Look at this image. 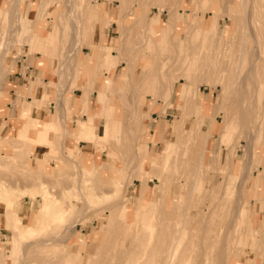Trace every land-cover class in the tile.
<instances>
[{"label": "rangeland", "instance_id": "rangeland-1", "mask_svg": "<svg viewBox=\"0 0 264 264\" xmlns=\"http://www.w3.org/2000/svg\"><path fill=\"white\" fill-rule=\"evenodd\" d=\"M186 1L0 0V74L17 61L50 66L52 95L45 98L47 80L36 78L43 90L32 102L54 104L62 114L55 132L80 120L87 134L77 139L99 151L89 158L77 146L73 158L66 156L69 148L61 156L62 131L39 158V144L46 142L25 133L29 121L8 139L0 132V264H128L129 257L134 264H264V0ZM85 5L92 34L83 27ZM148 79L153 88L144 92ZM161 81L166 86L156 92ZM242 98L246 110L258 112L251 125L244 123ZM97 110L100 133L89 118ZM180 115L168 166L176 167L165 171L167 140ZM212 121L211 152L199 170V143L194 148L191 137ZM34 123L36 130L44 124ZM189 144L194 153L187 154ZM53 157L63 160L61 169L49 166ZM115 208L119 217L108 216ZM30 227L37 233L28 234ZM176 238L179 249L169 258L163 249ZM116 240L127 251L112 250ZM76 249L81 263H61Z\"/></svg>", "mask_w": 264, "mask_h": 264}, {"label": "crops", "instance_id": "crops-1", "mask_svg": "<svg viewBox=\"0 0 264 264\" xmlns=\"http://www.w3.org/2000/svg\"><path fill=\"white\" fill-rule=\"evenodd\" d=\"M187 2L188 0L186 1V3ZM34 62V60H32L31 62L17 61L10 69V71H8L7 73L2 72L0 74V88L3 91L2 97L0 99V123H4L0 129V132L5 135L6 139H8L15 134L18 125H20V128L23 129L26 122L29 121L31 124L30 127L25 129V133H27L28 135L30 134V138L36 137L40 141L46 142V144H39L38 152L41 154L39 158L44 156L45 151H48V147L46 146L48 144H53L50 139L54 138L56 135L58 136V134L63 131L64 135H62L61 138V147L59 151L61 156L67 153V148H69V154H67L66 156L68 158H73L74 156L72 157L70 156V154H74V151L79 148L81 150V153H83L85 156L89 155V158H92V156L96 154L97 159L99 156V151H96L97 146L92 141H89L87 139H77L82 135V125L78 123V121L80 120H77V122L70 121L67 124L65 123L64 125H62L64 127L63 130L61 129L60 131L55 132V130L52 128L53 123H55L54 121L57 120L58 116L61 117L60 121H63L62 114L57 109V111L55 110L54 104L48 107L45 104L38 106L37 104L32 102L34 95H40L43 90V86H40V84L37 83L36 78L42 77L43 81L47 80L46 83H44V96H46L45 98L47 99V95H52V93L47 90V82L50 81L48 71L52 72L51 67L47 64L42 67L39 65V62L38 64H35ZM77 94L79 93H75L73 98H71V102L74 100V97ZM209 96L210 97L207 99L213 100L211 95ZM36 100V103H38L39 100L37 98ZM26 102H31V105L28 107L27 112L24 113L23 104ZM73 114H76V112ZM82 116L83 117L81 118H86L87 114L82 113ZM36 119H43L44 124L41 130H36L35 128L34 122L36 121ZM92 121L95 125V131L97 133H100V129H102L103 125L102 117L100 115H94ZM212 123L213 122H210L209 128L211 127L210 125H212ZM3 146H5V149H10V144L7 142H5ZM77 146L78 148H76ZM56 151L54 149L51 152ZM262 154L264 160V153ZM47 163L50 167L56 170L61 169V166L64 165V162L60 157L47 159Z\"/></svg>", "mask_w": 264, "mask_h": 264}, {"label": "bare ground", "instance_id": "bare-ground-1", "mask_svg": "<svg viewBox=\"0 0 264 264\" xmlns=\"http://www.w3.org/2000/svg\"><path fill=\"white\" fill-rule=\"evenodd\" d=\"M172 1V0H171ZM176 1H178V0H176ZM181 0H179V2H180ZM246 1V0H245ZM244 1V5H246V2ZM71 3V2H70ZM17 4H19V1H17V3H16V5ZM70 6V9H71V13H72V15L73 16H75L74 14H75V12L77 11L76 9H75V5L74 4H70L69 5ZM86 6V5H85ZM17 8V7H16ZM85 10V14H86V18L84 19V20H82L83 21V27L84 28H88L89 30H90V25H91V23L93 22V15H91V12H90V8L88 7V6H86V8L84 9ZM109 16V15H108ZM59 17L60 18H63V15H59ZM14 19V18H13ZM132 19H134L133 17H131V20ZM141 20H144V18L141 16V18H140ZM134 21H136V23L135 24H137V26H141V24H140V21L139 20H134ZM246 23L248 22V19L246 18V21H245ZM134 23V22H133ZM76 24V21H75V23H74V26H76L75 25ZM131 27V26H130ZM134 28V27H133ZM81 29V28H80ZM245 29H248V25H246V28ZM138 30H139V27H138ZM149 30H150V27L148 28V35H146V40H145V43L147 44V38H148V36H149ZM50 31V30H49ZM137 31V30H136ZM90 33L92 34L93 33V31L92 30H90ZM49 34H51V33H49ZM156 36V35H155ZM197 36V35H196ZM177 39H179V36H177ZM48 40H49V38H48ZM160 40V39H159ZM245 42H246V39L244 38V37H242V43H241V45H243V44H245ZM48 43V41L46 40V44ZM59 43H63L61 40H60V42ZM144 47V50H146V45H144L143 46ZM59 48V47H58ZM3 50L4 48L1 46V48H0V50ZM61 49H63V48H61ZM163 48L161 47L159 50H160V53H162L163 52V50H162ZM240 50H243V48L241 49L240 48ZM59 51V50H58ZM220 52H223L222 50L220 51ZM58 54H60V53H58ZM227 55V54H226ZM153 57H155V58H157L156 57V55L154 54L153 55ZM83 65L82 64H79V70H81L83 67H82ZM63 69V68H62ZM252 71H254V70H252ZM254 73V72H253ZM80 74H81V71H80ZM143 74H151V72L150 71H147V70H145V71H143ZM252 73H250L249 72V70L246 72V75L248 76V75H251ZM135 75V70H133V76ZM184 75H185V71H184ZM166 77L165 78H167V81L169 82L168 84H169V86H171V88H173L174 87V85H175V81H174V79H172V78H168V76H167V74L165 75ZM135 77V80H137V81H139L140 80V76L138 75V74H136V76H134ZM188 81V80H187ZM132 82V79H131V81H130V83ZM143 84H144V92H146V90H148L152 85L150 84L151 83V80L150 79H148V80H145V81H143L142 82ZM33 84V83H32ZM54 84V83H53ZM166 86V84L165 83H163L162 81L161 82H159V84L156 86V92H161L162 90H163V88ZM168 87V86H167ZM152 88H153V86H152ZM30 91H31V89H30ZM224 91H227L228 93H230V89L227 87V86H225V90ZM155 96H156V94H155ZM155 96H153V98H155ZM41 101H44L43 100V98L41 99ZM40 101V102H41ZM190 103H192V105H191V107L189 108L190 110H191V112L192 113H195V111H196V108L197 109H199V106H198V101H197V99L196 98H194L193 97V101H191ZM243 104H244V102H243V98H242V104H241V106H243ZM31 104H29L28 106H27V109H28V107L30 106ZM58 105V108H59V110L61 109H65L66 108V103H65V100H64V98H60V100H59V104H57ZM256 107H257V105H256ZM209 108H212V106H211V104H210V107ZM255 108V107H254ZM213 109V108H212ZM258 109V108H257ZM26 110V109H25ZM221 110V112L223 111V106H221L220 107V109H218V111H220ZM102 111H103V108H102ZM102 111H96V113H94V114H90V116H89V118L91 119V121H92V118H93V116L94 115H100V116H102ZM185 111H186V114L187 113H189V112H187V109H185ZM264 111V110H263ZM26 112H27V110H26ZM25 112V113H26ZM256 114H258V112L256 113L255 111H254V109L253 110H251V111H249V110H246V108H245V106H243V111H242V116H243V119H244V123H248L249 122V124L251 125L252 124V122L254 123L255 121V117H257V115ZM256 115V116H255ZM248 117V118H247ZM264 119V118H263ZM181 120H182V116L180 115V118H179V121H178V123H177V125L176 124H173L174 126H173V128H172V136H171V138H169L168 140H167V144H166V150H165V153H166V157L164 158V170L165 171H174L175 169V165H172L170 168L168 167V166H170V164H169V160H170V156H171V152H172V149H171V147L173 148H176V146L174 145L175 143H174V141H173V137H174V134L176 133V131H177V129L179 128V124H180V122H181ZM262 120V119H261ZM213 123H212V125H210L211 127L209 128V129H207V128H202L201 127V129H198V132H196V133H198V135H196V134H192V137H191V141L193 142V143H196L195 145H194V148H195V146H198V148L197 149H199L200 150V153L198 152V154H199V156L201 157V160H200V158H199V164H197V165H199V166H197V169L199 168V170H201V168L203 167V164H204V162H205V160H206V158H207V152H211V149L209 148V138H210V135L212 134V129L214 128V126L216 125L215 124V121H212ZM251 122V123H250ZM6 123V122H5ZM257 123V122H256ZM256 123H255V125H256ZM261 123L262 124H264V120H262L261 121ZM4 124V123H3ZM3 124H1L0 123V126L2 127V125ZM92 125H94L93 124V121H92V123H91ZM138 125V124H137ZM175 125H176V128H174L175 127ZM262 126V125H261ZM262 129V128H261ZM7 130H9V129H7ZM81 131V130H80ZM197 131V130H196ZM227 131V129L225 128L224 129V131H223V133L224 132H226ZM261 131V130H260ZM82 132L85 134L86 133V129L84 128V127H82ZM260 133H264V129H263V131H261ZM6 134V133H5ZM87 134V133H86ZM95 135V134H94ZM159 135V134H158ZM226 135V134H225ZM118 136V135H117ZM163 138H165V133H164V131H162L161 130V133H160V139H163ZM232 138V137H231ZM1 139H3V137L1 138ZM120 139V138H119ZM159 140V139H158ZM222 141H223V143H221V147L222 146H225V144H224V141H225V138H222ZM199 143V144H198ZM198 144V145H197ZM187 146V154H188V152L191 150V148H190V144L189 145H186ZM191 146H192V144H191ZM194 148H192V150H191V152L192 153H194L193 152V149ZM213 149V148H212ZM195 151V150H194ZM196 151H198V150H196ZM184 152V151H183ZM191 154V153H190ZM168 155V156H167ZM195 155H196V152H195ZM197 156V155H196ZM195 156V157H196ZM189 159V158H188ZM196 159H197V157H196ZM195 159V160H196ZM145 160V158L142 156L141 157V161H144ZM190 161L192 162V160L190 159ZM189 162V161H188ZM191 162H189L188 163V165L190 164L191 165ZM201 163V164H200ZM143 166H147V164L144 162L143 163ZM191 167V166H190ZM190 167L188 168V169H190ZM174 169V170H173ZM188 169L187 170H185V171H188ZM196 169V168H195ZM197 171V170H196ZM204 171V170H203ZM196 174H198V171H197V173ZM183 186V185H182ZM144 187H146V188H148V185H145ZM182 189H184V188H182ZM182 189H181V191H182ZM37 190V189H36ZM38 193V192H37ZM149 194H148V192L147 191H145V193H144V196L146 197V196H148ZM148 200V199H147ZM179 204H181V201H179ZM183 204V203H182ZM110 213H108V216H110V215H113V214H118V217H119V214H120V208H115V209H111L110 211H109ZM52 218H53V215H52ZM59 219V218H58ZM37 231H38V228L37 227H30L28 230H27V232H28V234H36L37 233ZM106 231H108V229L106 230ZM204 232V231H203ZM128 233L126 232V235H127ZM182 234H183V229H182ZM185 234V233H184ZM91 235V234H90ZM182 235H180L179 237H181ZM185 236V235H184ZM184 236L183 237H181V238H184ZM205 239V238H204ZM120 242V241H119ZM119 242H117V240L116 241H114V243H115V246L112 248V250H114V251H116V252H120V251H122V252H124V251H127L125 248H119L118 247V243ZM180 243H181V241H180V238H176V240H174L173 241V243H171V245L170 246H168L169 244L167 243L166 245H165V248L163 249V251L165 250V252L166 253H168V256H169V258H170V256H174V255H176V253H177V251H178V249H179V245H180ZM82 245H83V242H82ZM216 245H217V243H216ZM200 246V245H199ZM209 248V247H208ZM202 249V248H201ZM211 249H213L212 248V246H211ZM111 250V249H110ZM93 251H95V250H93ZM79 252V250H77L76 249V252L75 253H68V254H66V255H64L63 257H61L60 259H61V263L63 262V260H68V261H70V262H72V263H75L74 261H76L77 263H81V258H80V255H81V253H78ZM202 252V251H201ZM145 253L148 255L149 253H147V250L145 249ZM202 253H204V252H202ZM206 253V252H205ZM119 254H121V253H119ZM87 255V254H86ZM96 255V253H93V252H91V253H89V255H87L88 257H90V259H96L97 260V256H95ZM167 256V257H168ZM201 256V255H200ZM208 257V256H207ZM132 258H133V256H132ZM173 258V257H172ZM206 258V257H205ZM129 259V263L128 264H134L133 263V261L132 260H134V258L131 260L130 259V257L128 258ZM151 260V259H150ZM149 260V261H150ZM195 260V259H194ZM206 260V259H205ZM152 261V260H151ZM94 262V261H93ZM92 262V263H93ZM103 262V261H102ZM169 262V261H168ZM198 262H200V260H198ZM197 262V263H198ZM92 263H90V260H89V262L88 263H86L85 262V264H92ZM98 263V262H97ZM150 263V262H149ZM82 264V263H81ZM136 264H147V263H145L144 261H139L138 263H136ZM151 264V263H150ZM177 264H181V263H177Z\"/></svg>", "mask_w": 264, "mask_h": 264}]
</instances>
